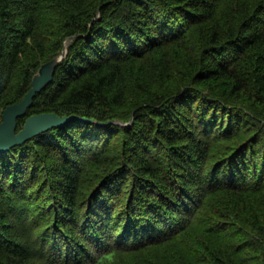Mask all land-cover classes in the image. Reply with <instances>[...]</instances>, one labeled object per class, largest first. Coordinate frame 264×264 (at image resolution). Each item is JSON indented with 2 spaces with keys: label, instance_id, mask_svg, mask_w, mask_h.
Masks as SVG:
<instances>
[{
  "label": "trees",
  "instance_id": "16d2710c",
  "mask_svg": "<svg viewBox=\"0 0 264 264\" xmlns=\"http://www.w3.org/2000/svg\"><path fill=\"white\" fill-rule=\"evenodd\" d=\"M64 48L16 131L77 118L0 152V264H264V0H0V121Z\"/></svg>",
  "mask_w": 264,
  "mask_h": 264
},
{
  "label": "water",
  "instance_id": "95a60500",
  "mask_svg": "<svg viewBox=\"0 0 264 264\" xmlns=\"http://www.w3.org/2000/svg\"><path fill=\"white\" fill-rule=\"evenodd\" d=\"M65 54L66 48L57 57L43 63L37 73L32 77L31 86L23 98L19 102L10 104L3 109L0 121V152L21 145L40 133L62 126L66 122L77 118L74 115L59 116L55 113L33 114L28 116L22 127L16 131L17 118L23 115L25 110L31 105L36 93H39L51 82L53 68Z\"/></svg>",
  "mask_w": 264,
  "mask_h": 264
},
{
  "label": "rangeland",
  "instance_id": "374dc122",
  "mask_svg": "<svg viewBox=\"0 0 264 264\" xmlns=\"http://www.w3.org/2000/svg\"><path fill=\"white\" fill-rule=\"evenodd\" d=\"M42 64H43V63H42ZM42 64H41V65H42Z\"/></svg>",
  "mask_w": 264,
  "mask_h": 264
}]
</instances>
